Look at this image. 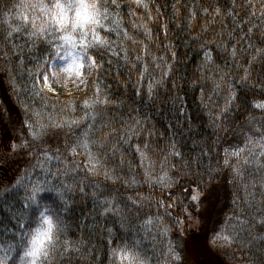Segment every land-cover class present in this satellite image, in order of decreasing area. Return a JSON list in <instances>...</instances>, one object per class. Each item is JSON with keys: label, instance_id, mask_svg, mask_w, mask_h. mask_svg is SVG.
<instances>
[{"label": "trees", "instance_id": "trees-1", "mask_svg": "<svg viewBox=\"0 0 264 264\" xmlns=\"http://www.w3.org/2000/svg\"><path fill=\"white\" fill-rule=\"evenodd\" d=\"M18 3L0 0V76L6 82H0V131L2 140L10 141L0 156V257L6 264H18L24 233L38 211V205L31 210L24 205L38 181L51 189L39 201L64 228L52 264H112L110 250L118 243L136 247L148 264H264V224L259 223L264 218V139L256 132L257 127L264 132V108L254 107L264 104V0H117L119 8L102 0L121 22L119 35L108 30L110 17L106 28L98 29L110 46L88 53L100 67L86 66L71 87L68 78L46 71L58 33L30 36L31 18H17ZM134 24L147 25L151 39ZM15 27L21 31L9 37ZM125 32L132 39H125ZM137 56L143 59L137 62ZM160 58L172 65L171 75L150 96L148 85L168 70ZM245 70L250 78L242 82ZM230 96L236 98L229 101ZM98 100L107 103L85 107V101ZM72 120L80 123L70 127L66 122ZM53 122L62 126H49L43 141L33 142L28 124L38 128ZM172 145L183 157H169L162 167ZM137 146L148 159H141ZM234 151L239 155L232 156ZM94 165L97 174L90 175ZM106 171L119 182L106 179ZM164 171L176 181L171 188L146 182V172L159 176ZM82 180L88 184L84 194L79 192ZM193 195L199 199L192 201ZM126 196L144 197L143 206L131 205ZM101 200L115 201L113 213L101 214ZM238 233L231 243L216 238ZM203 236L207 242L200 243ZM180 237L191 246L197 243L199 254L180 253ZM221 244L228 258L216 252ZM10 246L11 259L4 255Z\"/></svg>", "mask_w": 264, "mask_h": 264}, {"label": "clouds", "instance_id": "clouds-1", "mask_svg": "<svg viewBox=\"0 0 264 264\" xmlns=\"http://www.w3.org/2000/svg\"><path fill=\"white\" fill-rule=\"evenodd\" d=\"M17 17L23 20L25 14L31 16L32 28L36 32L58 33L59 54L63 63L57 67L56 76L77 77L79 51L76 45L86 33L99 29L103 23L102 0H19ZM38 13V15H37ZM79 78V77H77ZM36 193L38 211L32 218L18 264H52L55 251L60 244V234L64 230L60 218L43 205ZM112 264H148L146 257L134 246L118 243L110 250Z\"/></svg>", "mask_w": 264, "mask_h": 264}, {"label": "snow or ice", "instance_id": "snow-or-ice-1", "mask_svg": "<svg viewBox=\"0 0 264 264\" xmlns=\"http://www.w3.org/2000/svg\"><path fill=\"white\" fill-rule=\"evenodd\" d=\"M112 4L113 5H116L117 8L120 7V5L117 4V0H111ZM137 4H140L141 3V0H136ZM142 6L147 9L148 8V4L147 3H143ZM205 12H207L208 10L205 9L204 10ZM220 12L219 9L216 10V14L218 15ZM118 15V13L116 14ZM228 15L231 16L232 15V12L229 11L228 12ZM254 15V13H253ZM110 17H112L111 19V25L112 27L108 30L110 31H113V32H117V34L119 35V30H120V26H121V22L119 19H116L112 13L109 12L108 8L107 7H103V23L102 25L100 26L99 29H105L106 28V22H108L110 20ZM18 19H20L19 17H17ZM151 19V17H150ZM23 20L26 21L27 20V17L24 16L23 17ZM7 23H9V25L11 24V21L8 20ZM133 27H141V28H144L145 29V34L149 37V39H151V31L150 29L147 28V25H133ZM256 26L254 25L253 28H250L249 29V33H251L253 31V29L255 28ZM166 28V26H165ZM21 31V28L20 27H15V28H12L11 31L9 32V37H11L12 35L16 34V33H19ZM46 33H49V31L47 32H36V31H32L29 35L30 36H35V35H39V36H44ZM56 33V28L55 26H53L52 30H51V34L55 35ZM90 37V38H89ZM124 38L125 39H132L130 36H128L127 32L124 33ZM133 43H137L136 41H133ZM110 46V41L105 38V37H102L100 32L97 30V29H92L91 31V34L90 36L86 33L83 37L79 38V42L78 44L76 45L77 47V50L79 51V68L76 72V76L77 77H81L82 76V69H84L86 66L88 68H92V69H95L97 67H100L99 65H97L95 63V59L93 56L89 55V50H92V49H96V48H108ZM53 47L56 49V53H55V57L52 59V61L47 65V69L46 71L47 72H50L51 73V76L52 77H57L56 76V70H57V67L58 65L54 64V61L58 58L60 61H62V56L59 54L58 52V48L60 47V45H57V44H54L53 43ZM112 54L113 55H116L117 53L115 52V50L113 49L112 50ZM175 54L173 53V56ZM232 55L235 57L236 56V51L233 50L232 51ZM205 58L206 60H211V55L207 52H205ZM124 59L125 61H127L128 57H127V52L125 51V56H124ZM137 62H139L141 59H143L142 57L140 56H137ZM155 57L153 58V60L155 61ZM161 59V62L166 64L167 65V68L168 70L167 71H164L163 72V75L159 78V79H156L154 83H150L148 85V94L151 96L154 94L156 88L158 86H162L165 82V80L167 78L170 77L171 75V69H172V65L171 64H168V62L166 60H164L163 58H160ZM139 66V63H137L136 65H134V67H138ZM45 66L44 65H41V68H44ZM157 67L159 68L160 67V64H157ZM148 69H147V66H145V69L143 72H141V77H143L146 73H147ZM250 78L249 77V74L247 72V70H245V76L244 77H241V81L242 82H246V80ZM44 79V83H45V86H47V83H48V80H49V76L47 74L44 75L43 77ZM83 82V81H82ZM261 87H264V84H261ZM236 97L235 96H230L229 97V101L235 99ZM107 103V101H94L92 104H89L87 101H85V107L86 108H92L94 107L96 104H105ZM254 107H257V108H264V104H258V105H255ZM225 112L227 111V109L224 110ZM50 120L52 119L51 117L49 118ZM27 123V122H26ZM66 123H68V125L71 127L72 125H76L78 123H80V121H76V120H72V121H67ZM52 127V128H59L61 127L62 125L59 124V123H55L53 122L51 125H44V124H40L38 128L34 127L33 124H28V128H29V131H30V134L31 136L33 137V142L35 141H40L42 142L43 141V137L47 134V130H48V127ZM256 132L257 133H260L261 135V138L264 139V132H261V129L259 127H257L256 129ZM125 143H127V141H125ZM248 143H254V141L251 139V137H249L248 139ZM27 146L26 144H22L20 145V147H25ZM82 146L84 148H89V143H88V138H87V134L85 133V138L84 140L82 141ZM13 147H16L15 145ZM148 148V145L146 144L145 145V150ZM244 149H240V151H243ZM74 151V150H73ZM136 151L137 152H141L139 146H137L136 148ZM113 154H115V149L113 150ZM44 155H45V158L46 160L48 161H51L52 159V156L50 154H48L47 152H44ZM90 158H95L94 157V154L90 153ZM202 155H207V153H204L202 152ZM232 156H238L239 153L234 151L231 153ZM260 156H264V151H262L260 153ZM169 157H177V158H182L183 157V154L179 151L176 150V146L175 145H172V150L163 158V161H162V164L161 166L163 167L165 164H167V161H168V158ZM141 159L142 160H146L148 159V157L145 155L144 152H141ZM199 160V158H197ZM97 163H99V161H97ZM245 164H248L250 163L249 160H245L244 161ZM256 163L259 164L260 163V160L259 158H257L256 160ZM225 164L227 165L228 164V161L225 160ZM184 167H187L188 164L185 163L183 164ZM264 166V165H262ZM171 167H175V165H172ZM95 168V165L93 166L92 169H89V173L90 175H96V171L94 170ZM79 169L77 168L76 170H74L73 172H70L68 173V175H75L76 172H78ZM114 171V170H112ZM50 175H56V173H49ZM145 176H146V182H148L151 186H159L161 189H165V188H171L173 186L174 183H176L175 179L173 178L172 175H170V173L168 171H164L163 174L159 175V176H152L150 173L146 172L145 173ZM105 178L106 179H109L112 181L113 184L119 182L120 180V177L118 176H112V175H109L108 171L105 172ZM128 182H126L127 184ZM134 183V181H133ZM128 186H131L130 184ZM67 187V186H66ZM74 187V186H73ZM87 187H88V184L85 183L84 180L80 181L79 182V192L81 194H84L87 190ZM97 187H99V185H97ZM71 190V188H70ZM44 191H51V189H45L43 186H42V182H37L36 184L33 185L32 187V190H31V195L27 196L26 197V200L29 201L30 203H26L24 205V208L25 209H28V210H31L33 208V206H36V193L37 192H44ZM56 195L59 197V199L63 202L64 201V196L62 193L60 192H57ZM93 195H95V193H93ZM125 200L129 201L131 205L137 207V208H140L143 206L142 204V201L145 199L144 197H139L137 196L136 198H133L131 196H126L124 197ZM192 201H197L199 199V196L198 195H193L192 196ZM101 207H103L104 209V212L101 213L102 215L104 213H113L114 211V207H115V201L114 200H101L99 201ZM158 204L159 206L163 207L164 206V202L163 201H158ZM127 206H125L126 208ZM169 207H171V205H169ZM67 209H65L66 211ZM118 214V213H116ZM256 215H259V213H256ZM24 219L27 220L29 219V216L27 214V212H25L24 214ZM240 223H245L243 221H241ZM259 223L261 224H264V218H261V220L259 221ZM25 225L24 224H21L20 227H24ZM109 234H111V229H109ZM24 235L26 236L27 235V232L24 233ZM240 234L238 233L237 236H234L232 237L231 239L225 235L223 237H216V238H222L224 240H227L229 241V243L233 242L234 239H236ZM65 245L68 244V241H64ZM138 244L140 243L139 241L137 242ZM20 247H23V245H20ZM136 248V247H135ZM14 251V246H10L9 249L5 250L4 251V255H8L9 258L11 259V256H10V253ZM139 251V250H138ZM141 254L142 252L139 251ZM169 253L172 255L173 259L174 260H180V256L179 255H176L174 253V251L169 248ZM19 258L21 259L22 261V257L21 255H19ZM147 259V258H146ZM148 261V259H147ZM0 264H6L5 260L0 257ZM13 264H15V262L13 261Z\"/></svg>", "mask_w": 264, "mask_h": 264}, {"label": "rangeland", "instance_id": "rangeland-1", "mask_svg": "<svg viewBox=\"0 0 264 264\" xmlns=\"http://www.w3.org/2000/svg\"><path fill=\"white\" fill-rule=\"evenodd\" d=\"M27 15V14H26ZM38 15V13H37ZM28 16V15H27ZM31 18V21H32V17L31 16H28ZM63 63V61H60L59 59L55 60L54 61V64L56 65H61ZM1 74V73H0ZM49 74L51 75V73L49 72ZM2 80V75L0 76V82L1 84H3V86L6 85V82L5 80L1 81ZM81 80V77L77 78V77H72V78H68V85L71 87V86H74L78 81ZM2 120V116H0V121ZM4 122V121H3ZM251 122H248L247 125H250ZM8 141V140H7ZM3 141L2 140V134H1V131H0V156H2V153H3V148H7L9 146V142L10 141ZM203 233L201 232L199 235L201 236ZM207 242L205 239H204V236H203V240L200 241L201 242ZM206 248V246H205ZM176 249L180 252V253H184L187 255V257H190L191 255H196V254H199L200 252V248L199 246L197 245V243H195V246H191V243L188 241V239L186 237H180L178 238L177 242H176ZM219 251H216L217 253L219 254H222L224 255L226 258H228V251H227V247L225 245H220L219 246ZM191 251V252H190ZM207 249H206V255L207 256Z\"/></svg>", "mask_w": 264, "mask_h": 264}]
</instances>
